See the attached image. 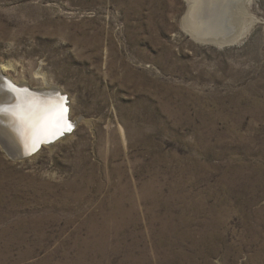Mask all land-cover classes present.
<instances>
[{"label":"rangeland","instance_id":"rangeland-1","mask_svg":"<svg viewBox=\"0 0 264 264\" xmlns=\"http://www.w3.org/2000/svg\"><path fill=\"white\" fill-rule=\"evenodd\" d=\"M186 1L0 0V74L76 121L0 148V264H264V0H224V45Z\"/></svg>","mask_w":264,"mask_h":264},{"label":"snow or ice","instance_id":"snow-or-ice-1","mask_svg":"<svg viewBox=\"0 0 264 264\" xmlns=\"http://www.w3.org/2000/svg\"><path fill=\"white\" fill-rule=\"evenodd\" d=\"M4 92L15 96L16 103L0 102V123L11 127L26 149H35L40 143L50 142L53 136L71 130L66 96L57 94L42 101L27 88L6 80L0 81V93Z\"/></svg>","mask_w":264,"mask_h":264},{"label":"bare ground","instance_id":"bare-ground-1","mask_svg":"<svg viewBox=\"0 0 264 264\" xmlns=\"http://www.w3.org/2000/svg\"><path fill=\"white\" fill-rule=\"evenodd\" d=\"M227 1L230 2V0H227ZM233 2H234V0H233ZM223 3H224V0H189V3H186L189 6V10H190V13L192 15L191 17L193 18L192 26H191V29H192L191 31H193V34L203 35L205 37H207V36L218 37V36H221L223 34V32H222V30L224 29V28H222L223 20L221 19V16L224 15L223 14L224 8L222 6ZM237 8H238L237 6H232L230 10L231 11L236 10ZM238 10H239V8H238ZM203 11H204V14H203ZM201 14L203 17L201 16ZM232 15H234V14H232ZM189 18H190V16H189ZM231 21H233L232 18H231ZM189 24H191V22ZM232 37H233V35H231L225 41L220 40L219 43H217V45H224V44L230 43L234 39ZM11 83L13 85L18 86V87L27 86V88H30V86H28V85L17 84V83L12 82V81H11ZM46 88L47 89H53L52 87H49V86H46L45 88H39V89H46ZM30 89H34V88H30ZM55 90H58V89H55ZM61 93L64 94L63 92H61ZM51 97H54V96H51ZM41 100L45 101L47 99L45 98V99H41ZM68 100H72V99L68 98ZM3 101H9L11 103H16V98L11 93L4 92V93H0V102H3ZM69 105H70V103H69ZM69 108H70V110H69V114L67 116H68L69 120L74 125L75 124L74 122H76V121L73 120L74 121L73 122L71 120V117L69 116V115H71V106H69ZM4 119H5V121H7V117H5ZM73 135H74V132H72L70 135H66L64 138H62L60 140H57V142L49 145L48 147L46 146V148H52L55 145H57V143L58 144L63 143L65 141H67L68 139H70ZM55 137L56 136H53L51 138V140H53ZM38 146L35 149H32L31 147L26 149L25 146L21 143L20 139L15 134V132L12 130V128L6 126L3 123H0V148L6 156H8L12 159V161L20 162V161L35 158L39 154V152H41V150L45 148V146L42 147L39 152L35 153V155L30 157L31 152L36 151ZM125 216H126V213L122 209H120V207L119 208H118V206L114 207V210H113V213L111 214V216L107 220H105L106 224L98 232L99 237L105 238V236L106 237L109 236L110 235L109 233L112 230H113V234L117 233L119 231V228L124 226V222H122V221L125 220ZM107 221H108V224H110L111 226H107ZM172 230H174V229H172Z\"/></svg>","mask_w":264,"mask_h":264},{"label":"water","instance_id":"water-1","mask_svg":"<svg viewBox=\"0 0 264 264\" xmlns=\"http://www.w3.org/2000/svg\"><path fill=\"white\" fill-rule=\"evenodd\" d=\"M227 26V25H226ZM235 30L230 26V27H227V29L225 30H222V32H223V34L221 35V36H218V37H209V38H211L212 39V41H214V42H219L220 40H227L231 35H233L235 32H234ZM197 35V34H196ZM195 37H200V38H202V39H204V38H208V37H205V36H203V35H198V36H195ZM0 80L1 81H3V80H6V81H10L9 80V78L8 77H6V76H4V75H2V74H0ZM21 88H27V86H21ZM31 93H34L35 94V96L36 97H38V98H40V99H47L48 97H51V96H54V98L57 96V94H59V95H62V96H66L67 97V99H68V96L66 95V94H62L61 92H60V90L58 91V90H55V89H30V88H27ZM68 102H69V100H68ZM69 110H70V108H69V103H68V113H67V115L69 114ZM69 119V118H68ZM70 121V120H69ZM71 122V121H70ZM71 125H72V127H71V130L70 131H65L62 135H58V136H56L53 140H51L50 142H43V143H41L39 146H38V148H37V150L36 151H34V152H31V154H30V157L31 156H33V155H35V153H37V152H39L40 150H41V148L42 147H46V146H49V145H51V144H53V143H55V142H57V140H60V139H62V138H64L66 135H70L73 131H74V125H73V123L71 122Z\"/></svg>","mask_w":264,"mask_h":264}]
</instances>
